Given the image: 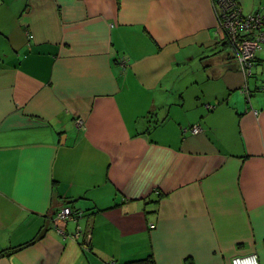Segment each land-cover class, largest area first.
Here are the masks:
<instances>
[{
    "label": "crops",
    "instance_id": "obj_1",
    "mask_svg": "<svg viewBox=\"0 0 264 264\" xmlns=\"http://www.w3.org/2000/svg\"><path fill=\"white\" fill-rule=\"evenodd\" d=\"M216 1L0 0V264H264V45Z\"/></svg>",
    "mask_w": 264,
    "mask_h": 264
},
{
    "label": "built area",
    "instance_id": "obj_2",
    "mask_svg": "<svg viewBox=\"0 0 264 264\" xmlns=\"http://www.w3.org/2000/svg\"><path fill=\"white\" fill-rule=\"evenodd\" d=\"M216 3L218 6L215 14L216 26L232 48L242 72L245 76H250L256 53L264 45V15L259 13L244 14L237 0H217ZM124 63L125 60H121V64L124 65ZM75 122L77 127H83L82 120L77 119ZM183 129L194 134L202 130L199 125ZM76 211L71 206L65 205L56 212V219L62 223L57 228L60 233L65 234L64 225L80 213V211ZM79 234L81 231L76 229L69 235L75 238ZM230 264H259V261L257 254L251 252L233 256L230 259Z\"/></svg>",
    "mask_w": 264,
    "mask_h": 264
},
{
    "label": "trees",
    "instance_id": "obj_3",
    "mask_svg": "<svg viewBox=\"0 0 264 264\" xmlns=\"http://www.w3.org/2000/svg\"><path fill=\"white\" fill-rule=\"evenodd\" d=\"M75 212H77V211L75 210ZM20 247L21 246H17L15 248H12V250H10V251L19 249ZM126 264H156V263H155L154 258L151 255H148V256L143 257V258H140V259H136V260L129 261Z\"/></svg>",
    "mask_w": 264,
    "mask_h": 264
}]
</instances>
